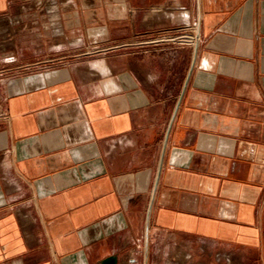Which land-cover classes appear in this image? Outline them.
I'll list each match as a JSON object with an SVG mask.
<instances>
[{
    "label": "crops",
    "instance_id": "obj_1",
    "mask_svg": "<svg viewBox=\"0 0 264 264\" xmlns=\"http://www.w3.org/2000/svg\"><path fill=\"white\" fill-rule=\"evenodd\" d=\"M0 112V264H264V0H0Z\"/></svg>",
    "mask_w": 264,
    "mask_h": 264
},
{
    "label": "rangeland",
    "instance_id": "obj_2",
    "mask_svg": "<svg viewBox=\"0 0 264 264\" xmlns=\"http://www.w3.org/2000/svg\"><path fill=\"white\" fill-rule=\"evenodd\" d=\"M148 247L149 264H229L228 249L214 250L211 244L197 239H175L167 234L151 235ZM144 250L143 242L138 264H144Z\"/></svg>",
    "mask_w": 264,
    "mask_h": 264
},
{
    "label": "built area",
    "instance_id": "obj_3",
    "mask_svg": "<svg viewBox=\"0 0 264 264\" xmlns=\"http://www.w3.org/2000/svg\"><path fill=\"white\" fill-rule=\"evenodd\" d=\"M31 2L34 3L35 7L39 10H44L46 8V4L48 2H50V0H29ZM67 2H69V0H66ZM182 39L189 44H192L193 42H197L198 41V36L197 35H186L183 36ZM0 115H3L2 112H0Z\"/></svg>",
    "mask_w": 264,
    "mask_h": 264
},
{
    "label": "water",
    "instance_id": "obj_4",
    "mask_svg": "<svg viewBox=\"0 0 264 264\" xmlns=\"http://www.w3.org/2000/svg\"><path fill=\"white\" fill-rule=\"evenodd\" d=\"M119 256L117 254H111L106 258L102 259L99 264H118Z\"/></svg>",
    "mask_w": 264,
    "mask_h": 264
}]
</instances>
